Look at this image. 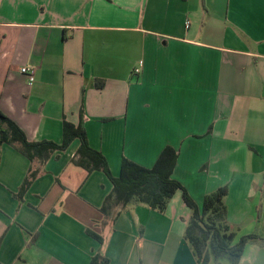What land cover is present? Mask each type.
Returning a JSON list of instances; mask_svg holds the SVG:
<instances>
[{"label": "crops", "instance_id": "obj_1", "mask_svg": "<svg viewBox=\"0 0 264 264\" xmlns=\"http://www.w3.org/2000/svg\"><path fill=\"white\" fill-rule=\"evenodd\" d=\"M0 111L36 142L82 127L115 177L124 158L152 168L173 148L172 177L199 208L227 187L236 242L260 237L240 264H264V0H0ZM79 146L20 201L31 162L0 145V264H198L183 191L103 225L113 184L74 163Z\"/></svg>", "mask_w": 264, "mask_h": 264}, {"label": "trees", "instance_id": "obj_2", "mask_svg": "<svg viewBox=\"0 0 264 264\" xmlns=\"http://www.w3.org/2000/svg\"><path fill=\"white\" fill-rule=\"evenodd\" d=\"M75 140L80 141V146L74 163L88 171L104 172L113 184V190L102 208L105 216L103 225L111 218L115 221L122 210L130 204H141L164 212L169 201L181 190L184 202L191 210L184 238L190 244L198 264H211L212 261L215 264H223L224 261L229 264H240L247 246L261 241L258 235L250 234L236 242L237 234L227 223L225 205L227 187L207 194L202 208H199L184 186L172 177L178 153L171 147L162 151L152 168L143 167L124 158L120 175L115 177L108 167L106 158L90 146L86 131L82 127L65 121L62 144L52 141L36 142L27 139L22 129L0 111V145L7 143L13 146L31 162L30 170L14 197L23 201L34 181L44 173V167L52 155L56 151H66ZM98 239L103 241L102 238ZM90 264H110V260L97 253Z\"/></svg>", "mask_w": 264, "mask_h": 264}, {"label": "built area", "instance_id": "obj_3", "mask_svg": "<svg viewBox=\"0 0 264 264\" xmlns=\"http://www.w3.org/2000/svg\"><path fill=\"white\" fill-rule=\"evenodd\" d=\"M190 27V21H187L186 22V28L188 29ZM141 68H142V64L140 65L139 68H136L134 69V74L135 75H139L141 73ZM22 73L26 74L29 78V81H30V84L32 83V80H33V77H34V73H35V70L32 69V68H23L22 69Z\"/></svg>", "mask_w": 264, "mask_h": 264}, {"label": "rangeland", "instance_id": "obj_4", "mask_svg": "<svg viewBox=\"0 0 264 264\" xmlns=\"http://www.w3.org/2000/svg\"><path fill=\"white\" fill-rule=\"evenodd\" d=\"M211 264H215V262L214 261H212V263ZM223 264H229L227 261H224L223 262Z\"/></svg>", "mask_w": 264, "mask_h": 264}]
</instances>
